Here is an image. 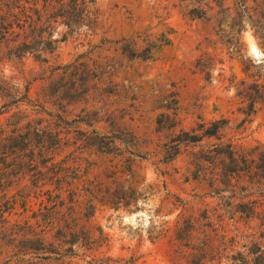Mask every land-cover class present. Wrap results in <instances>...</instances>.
Instances as JSON below:
<instances>
[{"label":"rangeland","instance_id":"obj_1","mask_svg":"<svg viewBox=\"0 0 264 264\" xmlns=\"http://www.w3.org/2000/svg\"><path fill=\"white\" fill-rule=\"evenodd\" d=\"M95 3L90 30L44 0H0V264H183L179 231L264 241V214L230 219L210 170L195 178L200 146L174 153L182 131L214 120L242 150L264 145V103L247 116L237 95L264 74L248 22L264 35V0Z\"/></svg>","mask_w":264,"mask_h":264},{"label":"trees","instance_id":"obj_2","mask_svg":"<svg viewBox=\"0 0 264 264\" xmlns=\"http://www.w3.org/2000/svg\"><path fill=\"white\" fill-rule=\"evenodd\" d=\"M44 2L45 7L49 3L54 8L50 18L61 19L69 28L78 29L86 26L88 29L94 30L99 24L95 0H55V4L53 0H44ZM199 8L200 11H205L204 7L200 6L190 9L189 14L193 17H201L202 15L199 13H194ZM243 20L242 17L239 19V32L244 28ZM248 22L255 27L256 35L264 40V35L257 25L258 21L250 16ZM263 44L260 43L261 48H264ZM245 72L247 73L248 69ZM248 75L251 79L242 80V88L238 90L237 95L241 98L242 103H245L244 113L250 116L255 112L258 102L264 103V74ZM231 84H234V81ZM28 91L27 89L26 96H28ZM8 106L9 104L3 105L0 115L5 112V107ZM40 111L52 114L43 105H41ZM59 118L61 121H65L64 117ZM225 122V120H214L209 124L203 122L200 123L198 129L192 132L182 131L174 140L176 142L174 153H179L183 145L200 146L201 151L196 156L198 170L195 178H200L202 170L205 172L210 170L211 176L207 181L212 191L210 196L219 200L218 206L224 213L228 214L230 219H234L236 215L243 219H253L264 214V145L260 144L245 151L235 143L234 138L223 139L221 130L222 124ZM197 130L199 131L196 132ZM59 134L57 133L58 136ZM107 138L112 141L116 140L114 137L107 136ZM213 138L219 141L211 144L204 143L205 140ZM4 140L7 139L4 138ZM49 147L52 145L47 149ZM43 148H46V145H43ZM42 151L40 154L43 153ZM136 156L141 157L139 154ZM49 160H52V157L44 159L45 162ZM58 181L61 179L58 178ZM117 198L127 204L133 200V197L128 195ZM70 200L73 201V197ZM178 233L179 244L178 248L174 249V253L181 256L185 262L183 264H264V241L255 236H251L248 242L246 238L249 237L238 232L231 234V231H199L201 235H195L194 231H186V233L179 231ZM72 236L74 237V233ZM41 240L38 238V241ZM69 242L74 244L78 242V239H72ZM84 244L89 246L88 248H92L90 244L93 242L86 241ZM36 250H40V248H36ZM42 257L47 258L49 255Z\"/></svg>","mask_w":264,"mask_h":264},{"label":"bare ground","instance_id":"obj_3","mask_svg":"<svg viewBox=\"0 0 264 264\" xmlns=\"http://www.w3.org/2000/svg\"><path fill=\"white\" fill-rule=\"evenodd\" d=\"M251 50H252V52L255 53V54H260L258 48H257L255 45H253V46L251 47Z\"/></svg>","mask_w":264,"mask_h":264}]
</instances>
